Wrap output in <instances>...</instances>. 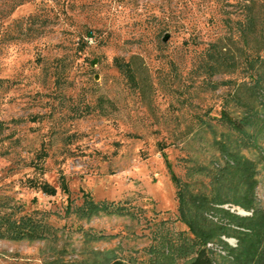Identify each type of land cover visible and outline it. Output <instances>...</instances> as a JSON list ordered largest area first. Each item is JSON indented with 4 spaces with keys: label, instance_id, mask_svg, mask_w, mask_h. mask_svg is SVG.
I'll return each mask as SVG.
<instances>
[{
    "label": "rangeland",
    "instance_id": "rangeland-1",
    "mask_svg": "<svg viewBox=\"0 0 264 264\" xmlns=\"http://www.w3.org/2000/svg\"><path fill=\"white\" fill-rule=\"evenodd\" d=\"M15 1L0 0V205L46 213L54 231L42 240L0 239V264H147L152 229H187L163 154L192 193H208L226 173L227 196L251 195L252 178L264 213V125L258 147L240 143L219 120L221 108L242 115L223 83L235 74L208 78L199 68L223 9L233 13L239 0H24L8 12ZM115 57L129 61L134 81ZM225 151L244 159L241 168H229ZM84 193L130 214L67 213ZM252 240L250 264H264V237Z\"/></svg>",
    "mask_w": 264,
    "mask_h": 264
},
{
    "label": "trees",
    "instance_id": "trees-1",
    "mask_svg": "<svg viewBox=\"0 0 264 264\" xmlns=\"http://www.w3.org/2000/svg\"><path fill=\"white\" fill-rule=\"evenodd\" d=\"M23 1H15L8 12ZM216 1L232 5L227 0ZM233 6H237L233 13L223 9L224 18L220 20L222 28L205 43L199 68L208 78L217 74H235L234 80L227 79L223 83L231 85L229 100L241 109L242 115L237 118L221 108L219 120L237 133L240 143L251 141V146L258 147L256 135L264 125V0L259 3L256 0H239ZM28 18L35 19L36 14ZM112 63L121 75L134 81V70L129 61L115 57ZM211 85L216 88L219 84L213 82ZM3 128L4 122L0 119V131ZM249 128L255 130L250 133ZM224 155L231 170L243 165L244 159L241 156L230 151H225ZM163 160L169 179L176 189L177 219L187 229L175 232L160 227L152 229L151 243L146 248L149 254L147 264H225L234 260L240 264H250L251 256L258 252V243L251 241V238L258 240L264 237V213L254 202L252 178L246 184L251 189V195L243 192L233 197L227 196L223 192V180L228 177L224 172L223 176L211 182L208 193H192L173 173L164 154ZM37 186L47 194L53 191V188L43 183ZM225 187L231 189L230 185ZM228 203L251 211V214L240 215L224 208L223 205ZM65 211L75 213L79 218H89L99 213L130 214L124 206L105 199L94 200L88 193L82 195L79 205H67ZM46 216V213L38 215L35 210L25 212L17 204L0 205V239H45L54 231ZM222 236L235 238L236 245H230ZM207 243L217 245L224 254L216 253ZM109 264L129 263L114 259Z\"/></svg>",
    "mask_w": 264,
    "mask_h": 264
}]
</instances>
